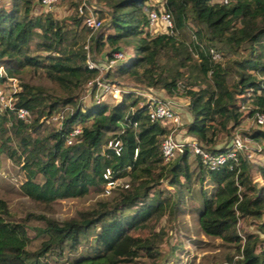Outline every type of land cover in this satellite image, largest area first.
<instances>
[{"label": "trees", "instance_id": "16d2710c", "mask_svg": "<svg viewBox=\"0 0 264 264\" xmlns=\"http://www.w3.org/2000/svg\"><path fill=\"white\" fill-rule=\"evenodd\" d=\"M147 1L95 0L93 10L102 25L104 20L108 24L109 32L99 29L88 36L83 26L85 37L84 28L78 29L81 16L77 13L68 18L69 28L50 12L32 14L39 0H10L9 7L0 6V84L7 78L18 79L13 104L30 115L24 122L8 109H0V157L19 164L24 175L18 185L20 194L49 208L59 199L102 193L106 168L112 179L120 180L105 200L73 218L37 215L44 224L37 230L43 241L34 253L27 250L25 219L14 220L0 198V264L36 263L46 250L71 252L80 246L88 247L89 253L69 264H126L139 254L155 259L160 254L157 245L135 232L165 214L174 217L184 201L182 190L190 188L189 148L163 161L160 143L170 129L149 121L142 97L125 92L112 103H80L81 89L96 74L85 65V39L97 51L106 44V55L121 44L134 43L132 56L113 69V78L126 77L145 89H162L166 95L176 94L184 79L181 94L187 98L191 117L185 134L204 150H220L213 148L220 134H230L246 116L264 114V0L226 4L164 0L172 28L155 35L147 31ZM188 21L195 25L192 39L178 38L175 33L182 35ZM33 36L39 37L37 49L29 45ZM209 48L219 53L218 60H212ZM240 48H245V54ZM36 70L59 88L61 96L22 82V75ZM227 76H233L232 83L226 82ZM248 91L252 107L244 113L241 102ZM217 94L227 95L228 101L214 105ZM66 105L73 109L57 127L45 124ZM73 126L80 127V134L68 144ZM250 137L264 139V130L255 129ZM111 138L120 143L118 155L106 146ZM193 156L194 169L206 172L212 184L209 194L200 192L199 229L235 247L238 257L229 258V263L264 264V165L258 167L262 183L256 185L246 154H238L231 168L224 164L216 170H207L200 157ZM160 179L171 192L155 189ZM245 218L259 221L256 229L262 237L237 232L238 221Z\"/></svg>", "mask_w": 264, "mask_h": 264}, {"label": "rangeland", "instance_id": "374dc122", "mask_svg": "<svg viewBox=\"0 0 264 264\" xmlns=\"http://www.w3.org/2000/svg\"><path fill=\"white\" fill-rule=\"evenodd\" d=\"M81 0H57L52 3L50 7L39 6V4L33 6L32 14L36 15L39 13L50 12L55 19L65 20L67 27H71L69 17L75 13V7ZM211 2H217V0H210ZM232 0H229L230 3ZM88 4L96 7L97 4L95 0H87ZM147 9H157L160 10L164 7V0H148L146 2ZM0 6L9 7L10 0H0ZM103 8V7H102ZM145 9V10H147ZM103 11L104 8H103ZM102 11V12H103ZM159 27L147 26V31L149 35H155L156 33H169V29H164L160 22L156 23ZM83 27L82 23L79 24V30ZM195 25L192 21L187 22L186 28H184L182 35L180 33H175L178 38L184 37L189 38L193 34V29ZM84 28V27H83ZM99 32L106 34L109 32L108 24L104 20ZM98 32V33H99ZM84 37L87 35L85 28L82 33ZM89 35V33H88ZM92 36L94 33L91 34ZM39 41V37L33 36L29 45L31 49H37L36 43ZM187 41V40H186ZM86 43V39H85ZM133 42L121 44L119 49H121L125 54V60L127 61L129 57L133 54ZM92 43L88 40V54L93 61H100L108 52L109 48L105 44L98 51L90 47ZM92 48V49H91ZM245 48H240V53L245 54ZM221 50V49H220ZM222 52V50H221ZM223 60V58H222ZM123 61V62H124ZM112 73L107 77L109 80L114 81L121 87L128 88L132 87L136 90L142 92L153 93L156 97L172 100L178 109L179 113V123L175 126L171 122H164L170 131L173 138L179 141H188L189 137L185 134V125L190 121V114L187 111V98L183 96L182 85L183 80L179 83V89L176 94L166 95L162 89H145L142 84L136 83L126 77L113 78ZM22 82H26L30 85L41 87L48 94H55V96H61L59 88L45 80L39 70L35 72H27L21 77ZM234 80L233 76H227L226 82L232 83ZM13 86L15 87V92L18 90V79H14ZM10 83V82H9ZM7 86V85H5ZM1 87V86H0ZM13 87V89H14ZM83 89L79 94V101L82 105H90L91 101L88 98L82 96ZM136 95V94H135ZM161 95V96H160ZM142 97V96H139ZM243 97L242 110L246 113V109L252 107L251 103V92L248 91ZM144 100V97H142ZM228 101V97L225 94H217L214 99V105H218ZM104 102L112 103L109 98L105 99ZM238 103V102H237ZM73 107L66 105L61 107L51 119L47 120L45 124L48 123L49 127H57L59 125V120L62 116H65ZM255 129L264 130V124H255L253 119L246 116L239 125H237L230 134L225 136L220 134L213 146L214 149H222L225 147L232 137L239 136L246 149L244 153L249 157L251 163V179L256 185H261L262 181L258 174V167L264 165V139H259L257 141L253 140L250 135ZM178 152L174 154L171 158L173 159ZM170 159V160H171ZM189 161L191 169L193 171L190 188L188 190L183 189V203L178 206L176 214L174 217L167 216L166 214L159 218L158 221L148 223L145 228L138 229L135 233L142 238L149 239L153 244L157 245L159 249V256L155 259H150L142 254L136 256L131 262L126 264H231L228 259L235 260L238 255L235 247L230 243H225L218 238L210 237L204 235L199 229L197 223V215L200 210L201 194L203 191L205 194H209L212 190V184L209 181L206 172L203 171L200 174L194 169V156L190 153ZM158 172L156 169L155 174ZM162 174L164 172H161ZM23 172L20 170L19 164L7 159L3 156L0 157V198L7 202L9 213L14 220L25 219L23 222L26 226V232L30 239V244L27 250L34 253L42 240L39 236L38 229L43 227L44 224L41 219L37 218V215H45L54 217L57 219H69L76 216L80 211L88 209L98 200H105L108 196L102 194L101 192H92L83 196L82 198H66L56 200L51 207L45 208L39 204L31 202L28 198L21 195L18 191V185L23 181ZM164 177V176H163ZM126 181V179L124 178ZM161 189L164 191L171 192L172 188L166 185L164 179H160L159 186L155 189ZM115 189V187L113 188ZM259 221L256 219H243L239 220L237 224V232L242 235L243 233H257L259 237L262 234L256 229V224ZM91 237V234L88 236ZM84 243L83 245H85ZM264 247V243L261 245ZM89 253V248L86 246H80L75 251H67L63 249L46 250L42 255L37 257L36 263L27 262L28 264H69L71 260L78 257L79 255H86ZM92 264H106L104 261H97Z\"/></svg>", "mask_w": 264, "mask_h": 264}, {"label": "built area", "instance_id": "2783aa9c", "mask_svg": "<svg viewBox=\"0 0 264 264\" xmlns=\"http://www.w3.org/2000/svg\"><path fill=\"white\" fill-rule=\"evenodd\" d=\"M57 0H39V6L50 7V5ZM229 0H217V3L226 4ZM94 7L89 5L87 0H81L75 7V13L81 16L82 25L89 31L90 36L92 33L101 29V20L94 12ZM149 9V8H148ZM146 10V17L148 26L159 27L157 22L164 27V29L172 28V19L169 12L164 8L160 10L150 9ZM88 41L84 45L87 51L85 65L88 69H95L96 74L91 79L87 80L84 87L82 96L88 98L93 104H99L109 98L111 101H116L121 93L132 92L136 95L144 97V104L146 105V114L150 122H171L175 126L179 123V111L177 112V106L175 103L164 97H156L153 93L142 92L135 88H124L116 84L114 81L109 80L106 76L107 73H111L113 69L125 60L126 54L121 49H113L110 55H105L100 58V61H93L88 54ZM208 53L212 60H218L220 55L214 49L209 48ZM1 71V68H0ZM1 73V72H0ZM14 78H7L3 84H0V109H8L13 112L15 116L26 122L29 119V113L24 108H15L13 101V94L15 93V87L13 86ZM10 82V83H9ZM7 85V86H5ZM14 87V89H13ZM255 124H264V114L256 112L253 116ZM80 134V127L73 126L72 130L66 139V143L70 144L77 139ZM106 146L110 148L115 155H118L120 150V143L117 139L111 138L106 142ZM187 146L191 153L200 157L201 163L207 170H216L224 164H229V168L235 165L237 162L238 154H245L244 145L242 139L237 135L231 138L229 143L220 150L210 151L204 150L199 147L192 139L188 141H179L171 135V131L161 140L160 151L163 157V161L170 160L176 152H179L183 147ZM102 178L105 181L102 189V194L109 195L112 188L120 184L119 179H112L111 173L108 168L102 173ZM124 188L127 184L123 185Z\"/></svg>", "mask_w": 264, "mask_h": 264}, {"label": "crops", "instance_id": "0c3cea01", "mask_svg": "<svg viewBox=\"0 0 264 264\" xmlns=\"http://www.w3.org/2000/svg\"><path fill=\"white\" fill-rule=\"evenodd\" d=\"M161 96V95H160ZM161 97H163V96H161ZM188 137V136H187Z\"/></svg>", "mask_w": 264, "mask_h": 264}, {"label": "water", "instance_id": "95a60500", "mask_svg": "<svg viewBox=\"0 0 264 264\" xmlns=\"http://www.w3.org/2000/svg\"><path fill=\"white\" fill-rule=\"evenodd\" d=\"M114 49H116V48H114Z\"/></svg>", "mask_w": 264, "mask_h": 264}]
</instances>
